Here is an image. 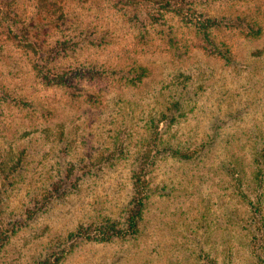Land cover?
Returning <instances> with one entry per match:
<instances>
[{
	"label": "rangeland",
	"instance_id": "1",
	"mask_svg": "<svg viewBox=\"0 0 264 264\" xmlns=\"http://www.w3.org/2000/svg\"><path fill=\"white\" fill-rule=\"evenodd\" d=\"M180 2L0 0V264H264V0ZM240 15L260 37L210 30L229 65L195 23ZM137 178L138 233L88 239Z\"/></svg>",
	"mask_w": 264,
	"mask_h": 264
},
{
	"label": "trees",
	"instance_id": "2",
	"mask_svg": "<svg viewBox=\"0 0 264 264\" xmlns=\"http://www.w3.org/2000/svg\"><path fill=\"white\" fill-rule=\"evenodd\" d=\"M183 2L184 0H180ZM181 2L179 3V8H177V12L181 13L182 11V5ZM198 29V33L203 40L204 47L207 51H210L213 55L220 57L222 60H224L227 64L229 65H235L238 63V60L235 59L234 53L232 52V49L227 46L225 42L218 41L214 37H212V34L210 30L212 29H221L223 28L224 25L230 26V27H235L239 29L245 36L247 37H252V38H257L260 37L262 30L259 28L258 21L254 18H250L247 15H240L236 17L235 19L229 20L226 24H223L218 18H208L206 22H197L195 23ZM166 37L168 38V42L170 45H173L174 47L177 48V39L175 36H173L170 31L166 33ZM113 72V71H112ZM39 73H42V71H39ZM114 73V72H113ZM118 75H120V78L122 81L126 83H131V84H138L139 82L142 81L143 77H146L149 75V70L143 67H138L134 68L131 70H125L118 72ZM86 97L88 100L93 99V95L90 92L86 91ZM94 101V100H93ZM174 107L173 112H176V110L180 109V101L176 100L175 104L173 103ZM176 105V106H175ZM138 180L135 181V187H136V193L135 197L133 200V207L132 209L129 210V214L126 217V222L123 224V226H120L119 223L109 220L103 223L102 225H99L97 228V231L95 233H92V231H89L87 237L88 239H95V240H100V241H109L115 236L119 235H132L135 236L140 227V223L142 221V216H143V210L146 205L145 199L146 195L143 194L142 190L140 189V184L142 182L137 178ZM137 187H139L137 189ZM59 190V187H56L53 192L55 193L56 191ZM50 195L53 193L50 192ZM62 194V192H61ZM49 195L44 197V200L49 199ZM44 205V203L42 204ZM13 227V225H12ZM15 229V228H14ZM1 230V229H0ZM89 229L86 228L83 224L79 225L77 230L74 232H71L69 234L70 240L83 237L84 231L87 232ZM8 238V235L4 231H0V248L6 243V239ZM72 244H70L69 248L67 249H62L59 252L55 253L56 257L53 259L52 264H59L61 259L65 257V255L71 251L72 249ZM50 264V261L48 262Z\"/></svg>",
	"mask_w": 264,
	"mask_h": 264
}]
</instances>
